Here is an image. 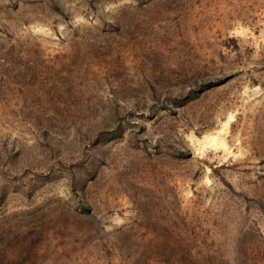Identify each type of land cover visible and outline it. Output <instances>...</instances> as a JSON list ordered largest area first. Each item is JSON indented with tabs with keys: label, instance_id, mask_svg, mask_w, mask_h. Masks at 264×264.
Here are the masks:
<instances>
[{
	"label": "rangeland",
	"instance_id": "rangeland-1",
	"mask_svg": "<svg viewBox=\"0 0 264 264\" xmlns=\"http://www.w3.org/2000/svg\"><path fill=\"white\" fill-rule=\"evenodd\" d=\"M0 264H264V0H0Z\"/></svg>",
	"mask_w": 264,
	"mask_h": 264
}]
</instances>
